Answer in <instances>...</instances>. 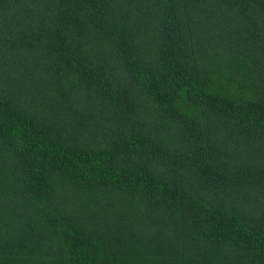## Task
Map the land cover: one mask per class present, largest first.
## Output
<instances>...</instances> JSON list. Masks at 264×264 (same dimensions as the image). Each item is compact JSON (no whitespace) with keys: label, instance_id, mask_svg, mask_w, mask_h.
<instances>
[{"label":"trees","instance_id":"obj_1","mask_svg":"<svg viewBox=\"0 0 264 264\" xmlns=\"http://www.w3.org/2000/svg\"><path fill=\"white\" fill-rule=\"evenodd\" d=\"M0 264H264V0H0Z\"/></svg>","mask_w":264,"mask_h":264}]
</instances>
